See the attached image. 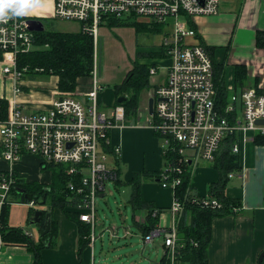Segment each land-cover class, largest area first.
<instances>
[{"label":"built area","instance_id":"1","mask_svg":"<svg viewBox=\"0 0 264 264\" xmlns=\"http://www.w3.org/2000/svg\"><path fill=\"white\" fill-rule=\"evenodd\" d=\"M44 2L51 9L37 16L78 21L80 29L93 37V81L88 91L91 103H84L78 95L67 92L54 99L46 109L26 112L16 97L10 101L8 115L0 119L1 156L9 164L6 170H0V218L3 207L13 202V190L22 178L15 165L25 155H33L40 158L43 166L49 163L63 166L62 172L69 177L66 182L70 192L68 208L77 212L80 220L93 227L96 225L97 196L106 192L108 181L117 182L119 177L117 156L121 149L111 143L110 133L115 127L123 126L126 119L122 104L114 105L111 113L99 108L98 93L102 85L97 50L101 42V24L112 18L159 24L162 31L171 28L165 31L158 47L163 55L156 58L165 65L156 62L150 65L149 72L154 75L162 69L165 77L150 96L154 98L153 113H150L149 105L139 107L138 121L145 116L146 123L139 124H147L163 138V153L173 154L158 177L162 187L174 192L170 206L173 219L169 228L150 229L144 235V241L151 242L154 236L163 234L170 264H174L180 247L177 216L183 209L176 187L181 182L184 166L199 158L214 162L226 146L241 156L248 142L264 138V91L259 87L244 88L240 93L230 94L226 104L222 105L217 97L212 58L189 23L198 15L218 14L222 0ZM31 17L34 15L11 16L0 21V62L3 72L16 82L15 94L21 91L19 81L26 72V68L18 69V55L35 47L36 31L31 30L28 23ZM111 155L114 157L109 162ZM203 201L206 205L220 206L216 198H203ZM29 203L40 204L34 198ZM239 209L238 204L232 207L233 211ZM152 213L160 216L163 212L154 208ZM146 218L147 210L143 209L138 221L144 223ZM24 232L32 236L30 231ZM2 244L0 233V247ZM261 264H264V257Z\"/></svg>","mask_w":264,"mask_h":264},{"label":"crops","instance_id":"2","mask_svg":"<svg viewBox=\"0 0 264 264\" xmlns=\"http://www.w3.org/2000/svg\"><path fill=\"white\" fill-rule=\"evenodd\" d=\"M47 6L49 11L51 9L50 5L47 4ZM44 11L36 7L30 14L39 15ZM193 21L196 24L197 34L204 44L202 45L209 48L210 51L208 50V52H211L209 54L212 55L211 58L213 57L216 63L223 65L224 83L228 91L227 97L233 92L240 93L241 90L248 87H259L264 91V47H258L256 44L257 31L264 30V0H243L240 5L233 2L232 6L219 10L218 14L198 15L194 17ZM155 50L158 51V48L153 49V51ZM156 58H152L149 62L135 61V63H151L152 65L156 63ZM134 65L119 83L128 77ZM238 66L239 68L243 67L245 70V76L241 84L236 82V68ZM163 73L161 80L158 79L157 74H150L149 89L151 86L156 88L161 83L165 77L164 70ZM98 75L100 81L101 71ZM23 77L19 81L21 91L15 94L14 86L16 82L3 72L0 62V98L8 101L7 115L10 101L15 97L26 112L46 109L50 107L54 99L63 96V93L67 92L74 93L79 98L84 96V103H91L88 91L92 86V74L88 77L78 78L74 91L59 90V77L55 75V87L51 89L50 93L34 89L32 85L35 82ZM7 79L11 80V88H9L11 95L9 97L6 95ZM149 89H144L141 92V97L142 93ZM144 97H146V93L143 95ZM146 99L149 102V92ZM98 101L101 110L111 113L113 106L119 102L115 87L113 97V92L110 89H104L102 85L98 93ZM139 107L144 108V105L140 102ZM137 116L139 114L126 118L125 121L133 120ZM159 137L150 127L132 124H123V126L115 127L111 131V143L120 146L121 149L120 155L117 156V164L121 168L120 176H123L124 179H121L120 183L122 181L130 183L135 174H141L144 170L158 172L164 167L166 162ZM226 150L230 149L226 146L220 155ZM111 157L113 159L114 155H111ZM214 162L210 163L213 164ZM196 163L194 161L191 168L193 192L202 196L209 195L210 185L219 179V172L212 165L214 169L201 167L197 168V173L195 171L193 174V167ZM240 163L242 170L230 176H237L238 185L231 188L227 185L225 194L237 199L241 209L222 213L213 218L211 239L207 249L209 264H260L258 261L259 255L264 251V142H248L240 156ZM8 167L9 164L1 156L0 170H6ZM15 170L26 181L49 184L52 180V169H44L40 158L33 155H25L22 161L15 165ZM153 179L154 182L141 184L142 197L152 203L153 209L157 208L163 213L160 216L152 217L156 218L157 221L154 225H150L149 220L144 223L138 221L139 214L143 209L133 208L134 211H137L134 221L141 232V228L146 224H149L150 229L158 227L161 230L169 228L172 224L173 217L170 206L174 200V192L169 188L162 187L158 177ZM102 194H106V192L100 193L99 196ZM37 208L46 212L49 211L51 219L57 224V235L52 245L43 246L41 249L43 264H96L93 248L92 254L89 249L90 244L94 247L96 225L93 227L89 224L91 230L87 237L88 241L81 242L78 223L67 216L66 212L60 207L52 208L49 204L31 205L29 202L13 201L8 209V225L22 227L24 230L31 232L35 241H42L43 235L40 229L44 227L45 212L40 223L31 224L29 222ZM75 213L78 215L77 212ZM145 234L142 232L143 241ZM156 236H162L164 244L163 234ZM156 236L151 242L155 240ZM44 241L46 242V239ZM49 243L47 242V244ZM34 260V253L25 244L3 242L0 247V264H32Z\"/></svg>","mask_w":264,"mask_h":264},{"label":"trees","instance_id":"3","mask_svg":"<svg viewBox=\"0 0 264 264\" xmlns=\"http://www.w3.org/2000/svg\"><path fill=\"white\" fill-rule=\"evenodd\" d=\"M190 26L196 28L193 20H190ZM110 27L113 26H133L137 33L142 31L162 32L159 24L148 25L139 21H125L124 19L112 18L109 21ZM200 43L203 44L201 37ZM35 47L27 53L18 55L17 66L19 70L26 68L25 74L32 77L35 74L56 75L59 77L58 89L61 91H74L78 83V78L88 77L92 74L94 68V40L91 34L79 31H60L46 28L43 31L35 32ZM256 44L258 47H264V30H258L256 33ZM204 45V44H203ZM207 50V46H205ZM210 51V50H209ZM211 54V52H209ZM140 55L148 57L162 56V51L141 52ZM212 56V55H211ZM1 58V52H0ZM215 69V84L218 93V101L225 105L227 101V87L224 83L223 65L216 63L213 59ZM150 64L135 63L133 69L126 79L115 85L118 97L123 95L126 99L117 104L125 107V116L129 118L138 114L140 106L141 92L150 87ZM24 74V75H25ZM245 76V70L239 66L236 68V82L241 84ZM8 101L0 98V119L7 116ZM256 141L263 143L264 138H257ZM109 150V148H108ZM165 165L173 158L172 153H164ZM219 172V179L210 185L209 195H198L193 192L191 185L192 164L187 163L184 166V172L181 175V182L176 187V195L183 202V209L177 216V234L180 247L177 250L174 264H209L207 259L208 244L211 239L212 220L215 216L231 212L232 207L239 204L237 199L231 198L225 194V188L230 180V174L240 172L242 166L240 156L230 150L223 152L212 164ZM44 169L50 168L53 171L52 180L49 184H43L38 181H26L20 178L18 186L14 188L12 201L30 202L25 192L33 194L37 203L49 204L52 208H62L67 216L74 219L79 226L81 242H87L91 230L89 223L79 219L78 215L68 208L70 192L66 189V182L69 179L63 172V166L60 164L49 163L43 166ZM119 166V177L116 183L121 182ZM138 175H144L151 178L159 177L160 171L144 170L141 174H135L130 181L133 186L130 202L134 209H146L147 220L150 225L157 221L153 216V206L151 202L143 199L141 193V182ZM21 189H25L22 192ZM198 199L196 201L194 199ZM203 198H216L220 206L206 205ZM202 199V202L200 200ZM10 204L3 207L1 214L0 233L3 242L25 244L35 256L32 264H43L41 258V249L43 246L52 245L57 235V224L51 219L50 231L43 235L46 242L35 241L32 236L25 234L24 229L19 226L8 225V209ZM46 213V211L44 210ZM150 226L146 224L141 228L145 234ZM47 242H50L47 244ZM170 257L165 251L160 264H170Z\"/></svg>","mask_w":264,"mask_h":264},{"label":"rangeland","instance_id":"4","mask_svg":"<svg viewBox=\"0 0 264 264\" xmlns=\"http://www.w3.org/2000/svg\"><path fill=\"white\" fill-rule=\"evenodd\" d=\"M242 1L222 0L220 10L229 8L233 2L240 5ZM47 4L44 0H41V4L38 7L40 10L48 11ZM40 18L46 28L60 31L80 30V23L75 20L52 17ZM166 30L169 31L171 28L169 27ZM166 30L162 32L142 31L137 33L133 26L110 27L109 22H103L100 28L101 44H98L97 53L98 59L101 56L100 81L104 89H110L114 97L115 84L122 80L128 70L135 64V61L149 62L152 59V57L140 55V53L157 49L163 41ZM156 62L165 65V62L162 60L156 59ZM156 76L161 80L163 70L161 69ZM23 78L34 81L35 84L32 87L46 93H50L56 83L55 75L35 74L32 77L29 74H25ZM41 83L43 85H40ZM6 85V95L9 97L11 95L9 91L11 80L7 79ZM154 89L151 86L149 90H145L142 94L146 93L147 97L149 92L150 97L154 94ZM143 95L140 102L146 106L148 105V99L146 97L143 98ZM145 119L146 117L143 116L140 119L141 121H138L137 116L133 120L124 121L123 124L149 127L147 124H139L146 123ZM159 142L161 145L163 144L162 137H159ZM109 162H112L111 156H109ZM201 167L213 168L212 163L204 158H199L193 167V174L195 171L197 173L196 169ZM120 177L122 180L124 179L123 176ZM236 177H230L227 184L228 187L231 188L238 185ZM139 179L141 184L144 182H154L153 178L144 175H140ZM132 188V184L125 181H122V183L108 181L106 183V194L104 196H97L94 247L91 244L89 246L91 254L93 248L96 264H159L161 257L165 253L166 248L163 244L162 236H156L153 242L145 243L143 241L142 232L134 221L137 211H134L130 202ZM126 229H129L130 233L126 234Z\"/></svg>","mask_w":264,"mask_h":264},{"label":"water","instance_id":"5","mask_svg":"<svg viewBox=\"0 0 264 264\" xmlns=\"http://www.w3.org/2000/svg\"><path fill=\"white\" fill-rule=\"evenodd\" d=\"M28 23H29V28L33 31H43L45 29V25H44V22L41 20V19H36V18H29L28 19ZM98 68H99V72L101 71V56L99 57L98 59ZM80 99L85 102V97L82 96L80 97ZM126 99V96H119L118 97V101L119 102H122L123 100ZM148 105H149V111L150 113H153L154 111V98L153 97H150L149 98V102H148ZM260 121V120H259ZM264 122V120H263ZM22 192H25V189H21ZM26 194V197L29 199V200H32L33 199V194L32 193H29V192H25ZM103 196L105 194H102ZM101 195V196H102ZM44 216V210L43 209H40V208H37L34 212V215L33 217L29 220V222L31 224H34V223H40L42 218ZM45 221H44V227L40 229V232L42 235H45L46 233H48L50 231V227H51V213L49 211H47L45 213ZM263 256H264V251L261 252V254L259 255V263L261 264L262 260H263Z\"/></svg>","mask_w":264,"mask_h":264},{"label":"clouds","instance_id":"6","mask_svg":"<svg viewBox=\"0 0 264 264\" xmlns=\"http://www.w3.org/2000/svg\"><path fill=\"white\" fill-rule=\"evenodd\" d=\"M40 4L41 0H0V21L11 16L29 15Z\"/></svg>","mask_w":264,"mask_h":264},{"label":"flooded vegetation","instance_id":"7","mask_svg":"<svg viewBox=\"0 0 264 264\" xmlns=\"http://www.w3.org/2000/svg\"><path fill=\"white\" fill-rule=\"evenodd\" d=\"M33 18H36V19H41L40 17H38L37 15H34Z\"/></svg>","mask_w":264,"mask_h":264}]
</instances>
